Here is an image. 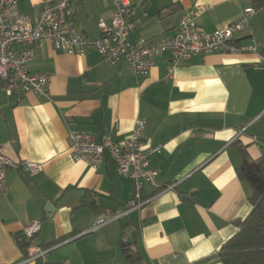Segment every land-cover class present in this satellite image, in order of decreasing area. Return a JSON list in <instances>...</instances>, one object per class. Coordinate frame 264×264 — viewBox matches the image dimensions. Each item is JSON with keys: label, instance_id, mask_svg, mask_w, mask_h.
I'll return each instance as SVG.
<instances>
[{"label": "crops", "instance_id": "crops-1", "mask_svg": "<svg viewBox=\"0 0 264 264\" xmlns=\"http://www.w3.org/2000/svg\"><path fill=\"white\" fill-rule=\"evenodd\" d=\"M55 1L18 4L22 14L37 19ZM115 1L73 0L78 30L96 39L98 23L111 22ZM129 1L140 18L133 41L173 36L185 12L195 13L197 25L213 32L253 9L251 0ZM237 40L257 52L197 55L171 75L166 53L155 58L145 76L134 75L124 62L104 61L96 50L80 57L42 44L29 68L51 77L47 95L29 93L19 103L0 80V146L18 163L43 166L35 177L19 170L7 173L8 190L0 194V264L22 260L16 238L33 222L42 229L31 246L50 249L83 238L77 237L103 216L123 213L134 199L133 180L118 174L109 154L97 169L73 160L69 133H88L100 141L109 132L122 141L136 119L146 122L144 140L163 147L151 160L161 190L146 185L142 198L148 203L89 234L99 242L103 264H132L122 254L121 239L140 254L133 264H222L219 251L238 231L235 222L252 211L251 189L236 173L241 156L234 143L246 145L253 160H264V135H259L264 10H255ZM87 196L95 209L83 205ZM47 204H52L51 214ZM44 264L72 263L46 256Z\"/></svg>", "mask_w": 264, "mask_h": 264}, {"label": "built area", "instance_id": "built-area-1", "mask_svg": "<svg viewBox=\"0 0 264 264\" xmlns=\"http://www.w3.org/2000/svg\"><path fill=\"white\" fill-rule=\"evenodd\" d=\"M255 15V9L230 22L224 28L205 32L196 23V14H182L175 34L169 38L151 42L145 39L132 40V34L140 24L135 7L129 0H116L113 5L111 22L98 23L99 36L91 40L76 27L73 0H57L45 5L41 15L34 19L22 14L18 0H0V80L9 96H16L20 103L29 93L47 95L51 77L32 72L29 63L34 59L36 47L50 44L58 53L84 57L90 50H96L104 61L116 65L124 62L134 75H148L155 58L170 54L169 74L178 66L197 55L214 53L240 55L256 53L253 45L237 40V35ZM146 122L136 119L128 138L116 141L109 132L101 140L84 132L69 133V149L75 161L86 163L97 169L109 154L116 165L118 174L132 179L135 184L134 199L122 214L101 217L80 237L93 234L107 224L127 216L133 210L141 209L148 200H143L146 185L161 190L159 172L151 160L162 152L163 147L144 140ZM19 170L29 177L43 171V166L30 161L16 162L9 158L0 146V194L8 190L7 173ZM167 186L166 189H171ZM42 225L36 221L24 229L28 238L40 232ZM61 245L50 249L30 246L28 254L17 264H44L46 256Z\"/></svg>", "mask_w": 264, "mask_h": 264}, {"label": "trees", "instance_id": "trees-1", "mask_svg": "<svg viewBox=\"0 0 264 264\" xmlns=\"http://www.w3.org/2000/svg\"><path fill=\"white\" fill-rule=\"evenodd\" d=\"M255 10H264V0H251ZM264 59V45L260 50ZM259 135H264V123L261 125ZM234 146L240 153L241 163L236 168L240 181L248 184L251 189L249 202L252 205L251 213L244 219L235 222L238 231L219 251L222 264H264V160L255 161L251 158L247 146L238 141ZM89 195V194H88ZM90 196V195H89ZM87 196L83 205L96 208V202ZM146 199L143 197V200ZM34 238L22 234L16 238L17 245L26 256ZM119 246L124 258L129 263L140 259L137 249L131 243L121 239ZM49 249V247H45Z\"/></svg>", "mask_w": 264, "mask_h": 264}, {"label": "rangeland", "instance_id": "rangeland-1", "mask_svg": "<svg viewBox=\"0 0 264 264\" xmlns=\"http://www.w3.org/2000/svg\"><path fill=\"white\" fill-rule=\"evenodd\" d=\"M95 237L89 235L72 240L51 251L47 259L55 263H63L68 259L72 264H103L105 261L100 256L99 242L93 241Z\"/></svg>", "mask_w": 264, "mask_h": 264}, {"label": "water", "instance_id": "water-1", "mask_svg": "<svg viewBox=\"0 0 264 264\" xmlns=\"http://www.w3.org/2000/svg\"><path fill=\"white\" fill-rule=\"evenodd\" d=\"M47 205H48V209H47V210H48V212L51 214V213L53 212V210H51V209H49V208L51 207L52 204H50V205L47 204ZM79 237H80V236H78L77 238H79ZM77 238H76V239H77ZM74 240H75V239H74ZM71 241H72V240H71Z\"/></svg>", "mask_w": 264, "mask_h": 264}]
</instances>
